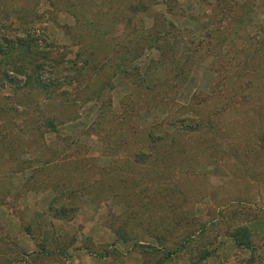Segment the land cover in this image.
<instances>
[{"label": "rangeland", "instance_id": "1", "mask_svg": "<svg viewBox=\"0 0 264 264\" xmlns=\"http://www.w3.org/2000/svg\"><path fill=\"white\" fill-rule=\"evenodd\" d=\"M59 5L0 0V264H264V0Z\"/></svg>", "mask_w": 264, "mask_h": 264}, {"label": "trees", "instance_id": "2", "mask_svg": "<svg viewBox=\"0 0 264 264\" xmlns=\"http://www.w3.org/2000/svg\"><path fill=\"white\" fill-rule=\"evenodd\" d=\"M50 1V4H56V3H58V4H60L58 7H63V8H65V9H69V12H70V14L72 15V17H73V19L77 22V21H82V20H84L85 19V17H83V15H82V12L80 11V9L76 6V3H77V0H56V3L54 2V0H49ZM54 3H53V2ZM87 2V1H86ZM72 10V11H71ZM32 28V29H31ZM30 29L31 30H28L27 31V33H28V38H32V35H34V32H33V28L34 27H31ZM20 40V39H19ZM9 45V44H8ZM15 47V44L13 45H11V47ZM24 50H27L28 52L30 51L29 49H27V48H25ZM14 51H17L15 48H14ZM31 62H32V59H31ZM42 64L40 65V67L42 68ZM16 69H17V73L19 74V75H23V77L24 76H27V78L29 79V80H32V81H36V83H38L39 85H41L42 87H47L49 84H51L52 83V81H53V79H52V75H49V77H42L41 75H39V73H38V76H34V77H32L31 75H30V73H29V69L27 68H25L23 65H21V63H19V62H17V64H16ZM27 71V72H26ZM6 71H5V74H4V76H5V78L6 77H8L7 75H6ZM19 84H23V83H19ZM17 87H19L20 85H16ZM198 124V123H197ZM197 124L195 125V124H189V125H183V128L184 129H188V130H192V129H194V128H198V126H197Z\"/></svg>", "mask_w": 264, "mask_h": 264}]
</instances>
